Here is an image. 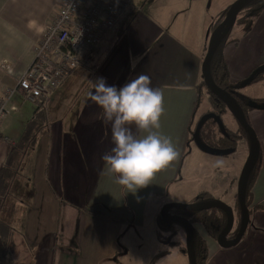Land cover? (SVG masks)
Segmentation results:
<instances>
[{
	"label": "crops",
	"instance_id": "1",
	"mask_svg": "<svg viewBox=\"0 0 264 264\" xmlns=\"http://www.w3.org/2000/svg\"><path fill=\"white\" fill-rule=\"evenodd\" d=\"M231 2L192 0L190 6L172 15V20L140 18L136 23L125 24L136 10L133 3L81 64L65 76L45 101L43 127L34 135L18 167L11 170L9 191L13 195L6 196L4 209L9 207L10 199L13 208L26 204L28 212L26 216L14 217V221L1 217L11 227L10 255L14 258L10 256L9 261L0 264H100L122 250L119 226L132 223L133 227H141L148 222L145 214L150 201L155 204L156 228L163 230L159 199L167 201L171 190L178 194L168 201L193 200L196 193L187 192L185 183L197 167L193 158H187L192 151L187 140L196 105V84L211 26ZM57 3L58 0H0V92L14 86L32 61L34 45L51 21ZM229 38L236 39L225 43L223 58L229 80L237 83L264 64V6L249 16L245 27L232 26ZM135 58L133 69L131 61ZM139 74L148 75L151 86L162 90L165 111L159 131L172 139L180 155L150 184L129 192L115 182L113 175L105 174L101 156L113 147L110 126L103 122L102 110L88 93L97 78L103 77L106 84L120 87ZM263 82L262 75L249 89L253 91ZM248 97L264 95L254 97L250 93ZM36 107L19 92L7 103L0 133L8 142H0V167L6 159L8 143L21 140ZM246 118L262 151L250 187L249 221L240 239L225 248L201 224H196L207 247L205 264H264V109L252 107L246 111ZM73 132L76 137L71 146L69 136ZM34 156L35 161L41 160L46 187L34 183L35 171L29 163ZM232 177L230 174L228 186ZM45 188L47 195L41 196ZM57 190L69 199H62L61 194L58 200ZM198 190L212 192L205 187ZM224 201L231 205L232 195ZM29 208L37 216L36 225L32 224ZM51 209L54 215L48 216ZM44 210L46 215L41 218L40 211ZM45 223L52 226L39 233L34 230L38 226L41 230ZM183 231H175L179 242ZM165 251L160 250L156 261Z\"/></svg>",
	"mask_w": 264,
	"mask_h": 264
},
{
	"label": "rangeland",
	"instance_id": "2",
	"mask_svg": "<svg viewBox=\"0 0 264 264\" xmlns=\"http://www.w3.org/2000/svg\"><path fill=\"white\" fill-rule=\"evenodd\" d=\"M192 0H132V2L135 5V12L128 17L127 23H136L140 18H150V19H160L163 20H169L172 15H175V13L179 9H183L185 7L190 6V2ZM211 1V0H209ZM207 0V3H209ZM224 1H230V0H223ZM233 1V0H232ZM145 14V15H142ZM172 20V19H170ZM249 21V16L242 17L241 21L234 24V28L238 27H245L247 22ZM115 29L111 30V33L108 34V37ZM264 73V71H263ZM262 73L263 77L264 74ZM251 84H255V81H250L248 83L243 84L241 87H239L240 93L244 95L250 96V93L254 97H259L260 95H264V82L260 83L258 86H253V91L250 88ZM259 99V98H256ZM260 100V99H259ZM262 103H264V99H261ZM209 109V105L204 100L200 103L199 107L197 108V115H200L202 112ZM222 120L226 127H228L231 130H237L241 135L240 138L237 140L235 149L233 151L225 152L222 154H211L207 153L192 142L190 148L192 149L191 155H189L187 158H193V163L197 165V167L193 170V175L189 179L188 183H185L187 186V192L189 193H196L199 191L198 189L205 187V189H210L212 192L209 195H204L203 197L206 200L208 197L209 199H221L225 200L229 195H232L235 193L236 190V180L239 173V170L245 160V157L247 155V148L248 144L246 141V137L242 135V132L238 128L237 123L235 120L230 116V113L228 111H225L222 114ZM71 138L70 145H74V139L76 137V133L73 132L69 136ZM210 147L215 149H221L223 148V139H210V138H204ZM261 147L259 149V153L257 156V159L255 161V166H258V164L261 161ZM34 166L31 164L35 163ZM30 167H33V170L35 171L34 174V183L38 182L39 184L43 186H47L46 183L43 181H46V174H43V170H40L41 166V160L35 161V156L31 157L30 161ZM232 174V180L231 183L228 186L229 181V175ZM62 184H64V181L62 180ZM185 184L183 187H185ZM89 185V184H88ZM63 190V185H62ZM25 194V191L22 192ZM56 196L58 197V200L60 199L62 194V199H69V196H66L64 192L55 191ZM76 193V191H75ZM178 194L174 193L172 194L171 190H169V193L167 195V198H161L159 199V204H161L160 207L163 206L164 203L170 202L168 201L169 198L173 197L174 195ZM13 195V192L10 190L7 193V196ZM47 195V189L45 188L43 191H41V196ZM68 195H70L68 193ZM77 195V194H76ZM53 196V193L51 192V198ZM78 196V195H77ZM195 197V196H194ZM55 198V197H54ZM193 201V200H192ZM176 202H187V201H176ZM191 202V201H190ZM11 201L8 199V206L6 209H4L0 213V218H6L8 220L14 221L15 218H19L21 216H26L28 212L27 205L21 207H12V204H10ZM158 204V205H159ZM29 216L30 219L33 221L32 224H37V219H35L37 216L34 215V212L29 208ZM154 214H155V204L154 201H150L148 208L146 210V218L148 222H146L141 227H133L132 223H126L122 226H119V235H118V242L122 246V250L118 253H116L114 256H111V259L103 260L100 264H147L149 261L154 264H189L188 256L186 252L182 250L180 245L183 247L185 246V233L183 231V237L181 242L177 241L179 238L176 236L175 231L178 228H181L179 222H173L172 226L174 227L173 230H160L159 228H156L157 223H154ZM34 215V216H33ZM41 218L46 215V211H40ZM48 216L54 215L53 209H51L48 213ZM23 222V221H22ZM26 224V223H24ZM199 224V223H197ZM27 226V225H25ZM51 223H45L41 224V230L39 226L35 228L34 230L36 232H40L43 230V228L51 227ZM133 227V228H132ZM157 232L159 234H157ZM121 233V234H120ZM171 238V241L174 242V244H169L167 239ZM123 242H127L129 245H126ZM180 244V245H179ZM166 249L163 256L159 257L157 259L158 253H160V250ZM11 255H9L10 257ZM11 258H14L13 255Z\"/></svg>",
	"mask_w": 264,
	"mask_h": 264
},
{
	"label": "trees",
	"instance_id": "3",
	"mask_svg": "<svg viewBox=\"0 0 264 264\" xmlns=\"http://www.w3.org/2000/svg\"><path fill=\"white\" fill-rule=\"evenodd\" d=\"M263 6H264V0H246L244 2L241 8L237 11L233 24L231 25L229 30L225 33L223 39L220 41L219 45L214 50L209 62L210 74L214 82L224 90L230 92V94L240 104L244 114L248 109L252 108L249 104L251 100H254L258 103H262V101L260 100L264 99V97L259 98L260 100L256 98L248 97L240 93L238 88L235 87V83H232L229 80L227 66L223 58V46L225 45V43H227V41L236 39V38H229V33L232 26L240 22L242 17L250 16L258 13L263 8ZM226 11L227 9L219 14L218 18H216V20L211 26V31L216 26V24L223 18ZM263 71H264V65L263 68L258 69L252 74L251 78L247 81V83L250 81L258 80L262 76ZM203 100L207 102L208 105L210 106V108L207 109L206 112L213 111L215 113L220 114V116L222 117L223 112L227 110L225 108L223 101L219 99L207 87L201 73L200 79L196 84V105L194 109V115L190 123L189 135L187 140L188 145H191L192 142L195 144L192 137V133L199 118V116L195 118V114L197 108L199 107L200 103ZM35 103L37 105L36 110L34 112L33 117L27 123L26 129L24 131L21 140L16 143H10V142L8 143V152L6 155V159L3 161L0 167V212L4 209L5 199L9 191V183L12 178L11 170L16 169L18 167L19 159L22 160L27 148L32 144L34 135L41 130L45 122V117H44L45 100L43 98H39ZM237 125L240 131L242 132V135L246 137V141L248 144V137L245 131L238 123ZM198 135L200 140L208 147H210V145L207 144L204 138L223 139V148L221 149H224L225 152H229L235 149L236 142L240 138L241 134L237 130L229 129L228 127L225 126L224 123H223V129H220L218 123L214 118L207 117L203 121L199 129ZM2 141H7V138L5 135L0 133V142ZM256 168L257 166H255L254 163L250 171L248 172L246 178L245 197H244L246 206L250 203V198H251L250 187L256 175ZM206 194L209 195L210 193L207 191L198 192L197 195H195V197L193 198V201L196 200L199 201L205 199L203 196ZM209 198L210 197H208L207 199ZM231 207L233 211V229L229 234L230 237L233 236L234 231L236 230L239 222V206L236 199V193L232 194ZM172 210L175 213L182 214L183 216L188 218V220L193 224L194 223L201 224L206 230V232L214 238H216L218 232L223 227V224L225 223V219H226L223 209L219 207H211L208 209H201V210H187V209L174 207L172 208ZM161 225L162 228L164 229H170L171 227H173L172 224L169 225L165 221H162ZM10 235H11L10 225L2 218H0V263L7 262L10 260L9 257ZM193 235H194V249L196 255V262L197 264H205L207 258V247H206L205 239L199 233V230L196 227H194ZM181 248L183 249L184 247L182 246Z\"/></svg>",
	"mask_w": 264,
	"mask_h": 264
},
{
	"label": "clouds",
	"instance_id": "4",
	"mask_svg": "<svg viewBox=\"0 0 264 264\" xmlns=\"http://www.w3.org/2000/svg\"><path fill=\"white\" fill-rule=\"evenodd\" d=\"M88 97L99 106L101 119L110 126L113 147L101 156L105 174L113 175L115 182L129 192L150 184L180 155L172 139L159 131L165 111L163 92L151 86L148 75L139 74L120 87L97 78Z\"/></svg>",
	"mask_w": 264,
	"mask_h": 264
},
{
	"label": "built area",
	"instance_id": "5",
	"mask_svg": "<svg viewBox=\"0 0 264 264\" xmlns=\"http://www.w3.org/2000/svg\"><path fill=\"white\" fill-rule=\"evenodd\" d=\"M132 0H58L51 21L34 45L33 59L14 86L0 92V125L6 105L19 92L45 101L113 28Z\"/></svg>",
	"mask_w": 264,
	"mask_h": 264
},
{
	"label": "water",
	"instance_id": "6",
	"mask_svg": "<svg viewBox=\"0 0 264 264\" xmlns=\"http://www.w3.org/2000/svg\"><path fill=\"white\" fill-rule=\"evenodd\" d=\"M245 1L246 0H233L230 3L227 11L223 16V19L213 28V30L210 33L206 51L204 53L201 64V73L205 84L219 99L223 101L225 108L227 109L226 111H228L230 115L235 119V121L242 127V129L245 131L248 137L247 155L239 170L236 180L235 193L239 206L238 227L235 235L232 238H229L228 233L233 224V211L231 205L221 199H209V200H200V201H192V202L170 201L164 203L160 209V216L168 223H170L171 220H178L182 225L183 230L185 232V246L182 250L186 252L188 256L189 264H197L195 249H194V235H193L194 225L185 216L177 213H171L169 210L170 207H178L187 210H201V209H208L211 207L222 208L223 211L225 212L226 221L223 226V229L216 236V241L220 246L224 248L234 245L240 239L249 221L248 207L246 206L244 199L245 182L248 172L250 171L251 167L253 166V164L257 159L260 149V144L252 126L247 121L245 114L242 111V108L238 103V101L230 94V92L224 90L214 82L209 69L210 58L214 50L219 45L220 41L223 39L225 33L229 30V28L233 24L237 11L241 8V6L244 4ZM263 65L264 64H260L255 68H253L243 79L235 83V87L239 88L243 84L247 83V81L251 78L252 74L258 69L263 68ZM249 104L251 107L264 109V103H258L254 100H251ZM207 117L214 118L218 123L220 129H223V120L220 114L215 113L213 111L205 112L197 120V123L192 133L193 140L198 148H200L201 150L207 153L222 154L225 152L224 149L210 148L207 145H205L199 138L198 135L199 129L203 121Z\"/></svg>",
	"mask_w": 264,
	"mask_h": 264
},
{
	"label": "flooded vegetation",
	"instance_id": "7",
	"mask_svg": "<svg viewBox=\"0 0 264 264\" xmlns=\"http://www.w3.org/2000/svg\"><path fill=\"white\" fill-rule=\"evenodd\" d=\"M222 19H223V18H222ZM222 19H221V20H222ZM221 20H220V21H221ZM220 21H219V22H220ZM219 22H218V23H219ZM218 23H217V24H218ZM217 24H216V25H217ZM205 112H206V111L202 112V113H201L200 115H198V116L200 117V116L203 115ZM207 112H208V111H207ZM245 117H246V113H245ZM198 119H199V118H198ZM246 119H247V118H246ZM234 120H235V119H234ZM207 200H209V199H207ZM196 201H197V200H196ZM199 201H200V200H199ZM191 202H192V201H191ZM172 208H174V207H170V208H169L170 212H171V213H175V212H173ZM175 208H178V207H175ZM160 209H161V207H160ZM223 212H224V211H223ZM159 213H160V210H159ZM177 214H180V213H177ZM224 214H225V212H224ZM181 215H182V214H181ZM160 217H161V216H160ZM225 217H226V216H225ZM187 219H188V218H187ZM161 220H162V221H165L162 217H161ZM225 221H226V219H225ZM165 222H167V221H165ZM173 222H179V221H178V220H171L170 223H168V222H167V223L170 225V224H172ZM179 223H180V222H179ZM191 223H192V222H191ZM192 224H193V223H192ZM196 224H197V223H194V224H193L194 227H196ZM224 224H225V223H224ZM224 224H223V226H224ZM180 226H181V228L183 229L182 225H180ZM237 227H238V226H237ZM173 228H174V227H171L170 229H164V228H161V229H163V230H169V231H170V230H173ZM196 228H197V227H196ZM203 228H204V227H203ZM222 229H223V227L220 229V231H221ZM232 229H233V224H232L231 229H230V231H229V233H228V237H229V238H232V237L235 235L236 230H237V228H236V230L234 231L233 236L230 237L229 234L231 233ZM220 231H219V232H220ZM219 232H218V233H219ZM199 233H200V232H199ZM217 235H218V234H217ZM167 241L170 242V241H171V238L167 239ZM171 242H172V241H171Z\"/></svg>",
	"mask_w": 264,
	"mask_h": 264
}]
</instances>
